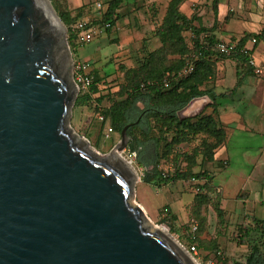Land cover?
Masks as SVG:
<instances>
[{
	"label": "water",
	"instance_id": "1",
	"mask_svg": "<svg viewBox=\"0 0 264 264\" xmlns=\"http://www.w3.org/2000/svg\"><path fill=\"white\" fill-rule=\"evenodd\" d=\"M66 29L51 0H0V264H198L132 200L136 169L70 127Z\"/></svg>",
	"mask_w": 264,
	"mask_h": 264
},
{
	"label": "rangeland",
	"instance_id": "2",
	"mask_svg": "<svg viewBox=\"0 0 264 264\" xmlns=\"http://www.w3.org/2000/svg\"><path fill=\"white\" fill-rule=\"evenodd\" d=\"M51 1L54 7L56 5L60 10H69L71 15L76 14L81 8H86L87 10L78 20H93L96 18V3L102 2L104 7H107L106 4L110 0ZM232 1L234 9L229 10L230 15L240 11L238 0ZM167 4L168 0L127 1L117 11L119 17L110 31H103L88 43L76 42L75 48L68 40L67 27L66 37L72 57L74 60L91 61L94 71H97L101 77L100 87L104 88L103 93H109L102 106L110 104L109 97L114 98L112 93L119 88L126 71L138 69L147 58V52L160 46L155 29L163 19ZM208 6L214 8L213 0H187L182 4L181 9L189 17L197 18L196 25H202L199 21V13ZM255 7L259 9L263 6L260 3L255 4ZM56 11L58 12L57 9ZM186 36L194 49L193 35L188 32ZM225 69L226 74L221 83L225 88H232L236 81L234 66L227 63ZM218 90L223 92L224 89L219 87ZM86 91L84 89L79 91L78 97ZM231 95L235 98L223 96L219 98V102L221 105L229 104L230 107L239 110L243 120L249 124L247 129L244 128L243 120L237 119L230 124L223 123L228 130V138L226 144L215 150L213 160L207 159L206 156L202 157L200 153L196 154V151H201V144L206 139L205 136H196L190 142L180 144L169 154V157L159 161V169L169 176L175 174L177 169L206 171L207 175L203 177V181L179 179L162 187L146 183L144 177L154 167L145 168L141 165L138 154L130 156L132 151L128 147L121 151L124 159L129 161L138 172L132 200L144 207L154 226L165 229L180 243L189 245L187 239L191 230L193 231L194 225L199 226L202 223L203 229L200 235L205 243L209 246L214 242L221 246V251H224L223 256L221 251L198 246V257L203 264L210 260L227 261L228 264L245 261L250 248L240 242L239 227L252 223L256 217L255 210L259 214L260 208V204L254 203V199L257 196L264 198V133L261 130L264 124L260 118L251 119L247 113L244 115L242 92ZM205 100L207 104L210 99L207 96ZM139 106L144 105L139 102ZM210 109L212 110V107ZM253 109L257 108L253 107ZM189 110L198 112L192 107ZM189 110L186 109L181 114H188ZM98 114L93 101L88 100L81 105L75 102L69 125L74 132L86 137L90 141V146L101 156H109L121 138L115 143L116 133L107 135L108 130L100 129ZM194 150L195 152L190 154ZM183 152L193 156L194 159H187ZM143 157L146 158V155ZM205 184L208 186L202 188L201 185ZM199 196L205 198L207 203L203 204L197 213L194 211V205L196 197ZM166 207L170 211L164 214ZM217 208H221V216H218Z\"/></svg>",
	"mask_w": 264,
	"mask_h": 264
},
{
	"label": "trees",
	"instance_id": "3",
	"mask_svg": "<svg viewBox=\"0 0 264 264\" xmlns=\"http://www.w3.org/2000/svg\"><path fill=\"white\" fill-rule=\"evenodd\" d=\"M130 0H110L106 5V11L102 21H110V31L115 21L119 17L118 10L125 2ZM187 0H168L166 12L163 19L155 29V34L160 40V46L150 50L146 54V59L138 69H128L124 75V80L119 83V88L112 93L114 98L109 97L110 104L102 106V102L107 99V94L101 88V77L97 71L92 86L87 92L79 95L76 104L93 101L98 111L100 129L108 130L112 128V133H116L115 143L121 138L123 128L130 124L127 133L130 137L128 148L136 151L138 161L145 168L150 166L154 169L144 177V182L153 183L158 187L166 186L173 181L183 179L191 181L193 178L202 179L207 175L206 171L193 172L191 170H179L172 176L164 175L159 169V161L174 151L180 144L187 143L196 136H205L201 144L200 153L202 157L213 160L214 152L220 146L226 144L228 130L219 119V98L233 94L243 84L247 74H254L250 65V55L242 51L246 43L256 39L255 46L264 41V27L259 33H245L238 40V48L230 55L221 54L215 47L216 35L214 27L196 25V17H189L185 14L181 6ZM219 0H214L217 7ZM58 13L68 27V40L75 48L77 42V31L73 29L78 19L87 10L79 9L76 14L69 10H60L55 5ZM97 22V20H96ZM99 22V21H98ZM193 35V49L187 40L186 34ZM203 35V37H202ZM233 40H236L233 38ZM78 43V42H77ZM255 46L250 51L253 54ZM197 58H193V54ZM233 58L237 66V83L229 92L217 94L212 85L217 76L218 61L221 58ZM190 63L194 64L192 73L185 77H180L179 73ZM166 75H172L173 79L169 86L160 83L148 84V81L162 79ZM208 95L211 103L207 107H212L211 112L206 109L194 116L181 117L179 112L185 108L193 99ZM143 103V107L139 106ZM103 116V119L100 118ZM195 150L190 153L193 154ZM184 156L193 160V156L184 153ZM146 155V158L143 156ZM209 184V183H207ZM201 185L206 188L208 185ZM207 185V186H206ZM209 188V187H208ZM207 203L202 196L196 197L194 211L199 213L203 204ZM218 216H221V208H217ZM170 211V209H169ZM173 215L172 218H174ZM202 222V220L200 219ZM203 225H197L195 230H191L187 241L189 244L195 243L198 246L221 251L218 243L207 245L201 238ZM191 235H194L191 239ZM240 242L247 244L250 248L244 262H234L233 264H264V219L254 218L252 223L239 227ZM222 256L224 251H221ZM228 264L227 261H221Z\"/></svg>",
	"mask_w": 264,
	"mask_h": 264
},
{
	"label": "crops",
	"instance_id": "4",
	"mask_svg": "<svg viewBox=\"0 0 264 264\" xmlns=\"http://www.w3.org/2000/svg\"><path fill=\"white\" fill-rule=\"evenodd\" d=\"M251 1L252 0H238L240 11L237 14L230 15L229 10L234 9L233 1L221 0L217 7H215L214 5L213 9L210 6H208L206 10L203 9L199 13V21L203 26L214 27V33L216 35V39L218 40H233V38L239 40L245 33H259L264 27V0H262L261 2H259V0H257V2L255 0L252 1L255 4L261 3L263 7L259 9H256L255 4H252ZM237 24L240 25L238 26ZM252 56L255 59L256 63L264 64V41H260L255 46ZM227 63H230V65L234 66V71L236 74L235 85L238 80L236 61L230 57L219 59L217 66V76L212 84L215 87L217 94L229 92L230 89L233 88H225L221 83L226 74L225 65ZM219 87H222L224 89L223 92H220L218 90ZM236 92H242L243 94L242 104L244 108V115L247 113V115L251 119L260 118V121H262V124H264V77H257L254 74H247L244 78L243 84L237 89ZM207 96L208 95H204L193 99L185 108H183L179 112L180 115L182 117L194 116L199 114L206 108V112H211L212 110L210 109V107H207L208 104L211 103V99L209 98L210 100L208 101V103H205L207 102V100H205ZM228 96L232 97L233 99L235 98V96L231 94L227 95V97ZM191 107L193 108V110H197L198 112L189 110ZM253 107H256L257 109H253ZM186 109L189 110L187 112L188 114L182 115L181 112L185 111ZM240 113L241 112H239V110H236L235 107H230L229 104H220L219 119L224 124H230L237 119L240 121L243 120V115H241ZM243 122L245 121L243 120ZM248 125L249 124L245 122L244 128L247 129ZM263 129L264 128L261 127V130L264 133ZM254 203H259L261 208H259V214H257L255 210V218L264 219V198H262L261 196H257L254 199Z\"/></svg>",
	"mask_w": 264,
	"mask_h": 264
},
{
	"label": "built area",
	"instance_id": "5",
	"mask_svg": "<svg viewBox=\"0 0 264 264\" xmlns=\"http://www.w3.org/2000/svg\"><path fill=\"white\" fill-rule=\"evenodd\" d=\"M96 18L93 20L89 19H83L78 20L75 24H73V29L77 31V42L78 43H88L92 41L97 35L102 33L103 31H106L109 27H111L110 21H102V18L105 14L106 7H104L102 2L96 3ZM97 20V22H96ZM99 21V22H98ZM256 43V39L252 38L246 43V45L242 48V51L246 52L250 55V65L253 67V72L256 76L264 77V64H258L256 63L255 59L253 58L250 51L253 49L254 45ZM196 46H194L195 49ZM216 49L224 55H230L233 52H235L238 48V40H218L215 44ZM197 54H193V58H197ZM194 70V64L190 63L188 64L180 73V77H185L192 73ZM73 78L76 82V84L79 87V91L82 89L87 90L89 89L95 80V74L93 72V66L92 62L89 60H74L73 64ZM173 79L172 75H166L162 79H156L152 81H148V84H156L160 83L164 86H169L171 81ZM101 119H103V116H100ZM112 131V128L108 129L107 135ZM137 152L132 151L130 152V156H136ZM164 175H166L164 173ZM192 180L201 182L202 179H196L193 178ZM198 191L200 189L198 188ZM169 211V209L165 208V213ZM197 228V225H194L193 230ZM194 235H191V239H193ZM187 250L194 255L196 261L198 264H203L200 262V258L198 257V247L195 243H192L191 245H185ZM205 264H222L221 261H213L210 260L209 262Z\"/></svg>",
	"mask_w": 264,
	"mask_h": 264
},
{
	"label": "bare ground",
	"instance_id": "6",
	"mask_svg": "<svg viewBox=\"0 0 264 264\" xmlns=\"http://www.w3.org/2000/svg\"><path fill=\"white\" fill-rule=\"evenodd\" d=\"M90 148V147H89ZM111 156H113V157H116V158H118V159H121L122 161H124L126 164H128V166H130L132 169L134 168L133 167V165L129 162V161H127V160H125L124 159V157L122 156V154H121V150L118 148V147H115L112 151H111V154H110ZM136 171V170H135ZM136 173H137V177H138V172L136 171ZM149 220V222L150 223H152V221L150 220V219H148ZM154 227H157L158 229H160L162 232H164L165 234H168V235H170L169 234V232H167L165 229H163V228H161V227H159V226H154ZM172 236V235H171Z\"/></svg>",
	"mask_w": 264,
	"mask_h": 264
}]
</instances>
